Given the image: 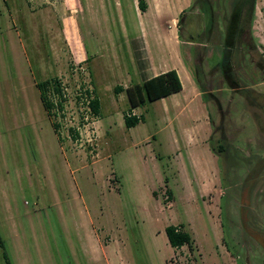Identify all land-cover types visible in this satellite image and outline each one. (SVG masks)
Wrapping results in <instances>:
<instances>
[{"label":"rangeland","instance_id":"rangeland-1","mask_svg":"<svg viewBox=\"0 0 264 264\" xmlns=\"http://www.w3.org/2000/svg\"><path fill=\"white\" fill-rule=\"evenodd\" d=\"M89 1L0 0V264H233L228 254L264 264V0L247 65L232 67L238 84L218 63L236 0H193L181 18L182 55L205 91L206 141L223 146L219 157L170 138V124L159 130L158 101L125 126L132 113L113 88L133 82L120 29ZM48 79L62 93L49 85V111L37 87ZM168 224L187 230L191 246L172 247Z\"/></svg>","mask_w":264,"mask_h":264},{"label":"crops","instance_id":"crops-1","mask_svg":"<svg viewBox=\"0 0 264 264\" xmlns=\"http://www.w3.org/2000/svg\"><path fill=\"white\" fill-rule=\"evenodd\" d=\"M192 1L90 0L89 2L94 5L99 4L98 15L104 12L108 24L114 21L115 26L120 29V37L124 44L123 55L127 59L126 66L131 71L126 72L129 83L145 81L170 69L177 72L181 89L150 101H158V126L164 125L159 130L165 127L168 131L170 124L173 131L170 138L182 140L188 147L206 146L211 151L206 141L211 131L208 108L200 87L182 55L181 43L185 40L179 36L180 13L188 9ZM130 17L135 21L133 26ZM130 27L138 29L136 36H129ZM123 65L122 61L118 64L122 71ZM122 87L124 88L122 93L125 95L122 101H125L126 109L138 116L140 112L138 108L147 102L143 105L131 106L125 93L127 85L123 84ZM228 256L235 264L234 257L231 254Z\"/></svg>","mask_w":264,"mask_h":264},{"label":"trees","instance_id":"trees-1","mask_svg":"<svg viewBox=\"0 0 264 264\" xmlns=\"http://www.w3.org/2000/svg\"><path fill=\"white\" fill-rule=\"evenodd\" d=\"M236 1H235L236 5L233 8L234 10L232 11V14L229 15V17L228 16L225 17V21H226L225 23L231 24V22H233L235 24V28L233 31L229 30L225 32V34L223 35V41H225L226 35L233 32L232 34L233 41L231 44L226 43L224 45L221 57L218 60L219 67L223 72V76L226 79L231 78V82H229V84L232 83L238 84L237 78H235V74L232 72V67L236 65H238L239 67L244 66L245 64L247 65L246 62L247 60L245 59L246 54L248 55L250 51L253 49L251 47V39H252L251 27L254 18L255 0H236ZM219 2L222 4V7H224L225 4L227 3V0H220ZM193 4L194 1H192V4L188 9H185L180 13V19L178 21L179 36H180L181 18L184 16V14L187 11L191 9ZM202 5H204L202 9L207 16L209 24H212L213 20H217L218 18L213 15L212 7L210 6V4L204 2L202 3ZM223 11L225 10L223 9ZM197 84L200 87V91L202 92V97L206 102L207 99H206V94L204 93L205 91L204 89H202V86L198 81ZM49 85L52 87L53 94L59 96V98H61L62 96L59 84H57L55 80L52 81L51 79H48L37 82V87L40 90V98L42 100L44 107L48 111L53 106V103L48 96ZM181 87L182 85L177 75V72L174 69H170L165 72L159 73L145 81L132 83L125 88V91L130 105L136 106V105H143L146 102H150L154 99H158L162 96L178 91L181 89ZM113 89L115 93H119L124 88L122 86H115ZM88 105L94 114H99L100 100L98 96L92 97L88 101ZM141 117L136 116L135 114H126L124 115V124L128 128L135 126L140 121H142ZM211 121L212 119L210 117V122ZM209 146L211 151L219 157L220 156L219 150L222 151L223 146L219 144L218 145L219 149H216L211 141V138L209 140ZM164 230L168 242L172 247L179 248L185 244L191 246L192 236L187 230L183 228H179L174 224H168L167 226H165ZM0 246H2L1 242H0ZM3 255L4 258L8 261L7 253L5 249H3Z\"/></svg>","mask_w":264,"mask_h":264},{"label":"flooded vegetation","instance_id":"flooded-vegetation-1","mask_svg":"<svg viewBox=\"0 0 264 264\" xmlns=\"http://www.w3.org/2000/svg\"><path fill=\"white\" fill-rule=\"evenodd\" d=\"M240 88H241V86H240Z\"/></svg>","mask_w":264,"mask_h":264},{"label":"bare ground","instance_id":"bare-ground-1","mask_svg":"<svg viewBox=\"0 0 264 264\" xmlns=\"http://www.w3.org/2000/svg\"><path fill=\"white\" fill-rule=\"evenodd\" d=\"M172 28V27H171Z\"/></svg>","mask_w":264,"mask_h":264}]
</instances>
